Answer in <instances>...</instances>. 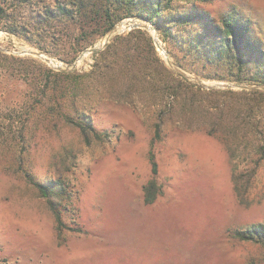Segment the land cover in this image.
Segmentation results:
<instances>
[{
    "label": "rangeland",
    "instance_id": "obj_1",
    "mask_svg": "<svg viewBox=\"0 0 264 264\" xmlns=\"http://www.w3.org/2000/svg\"><path fill=\"white\" fill-rule=\"evenodd\" d=\"M43 1L53 2L0 0L12 13H0V46L6 49H0V264H264L262 241L234 235L264 222V88L198 84L168 65L154 39L165 67L136 36L109 48L116 35L132 29L74 64L111 28L104 32L95 14L79 15L76 24L58 26L71 41L41 39L36 31L46 26L34 16ZM172 4L181 11L196 5L216 19L236 9L252 20L251 37L264 46V0ZM16 24L28 35L8 30ZM79 24L85 26L80 34ZM158 34L164 49L173 51ZM25 49L71 70L18 53ZM186 60L187 68L179 67L209 85L236 82L191 56ZM151 151L157 197L146 203ZM235 173L247 186L244 201L235 191ZM32 180L65 188L51 194L64 222L60 231Z\"/></svg>",
    "mask_w": 264,
    "mask_h": 264
},
{
    "label": "trees",
    "instance_id": "obj_2",
    "mask_svg": "<svg viewBox=\"0 0 264 264\" xmlns=\"http://www.w3.org/2000/svg\"><path fill=\"white\" fill-rule=\"evenodd\" d=\"M22 1V0H18ZM52 3L42 2V7L36 10L34 20L46 27L36 31L41 39L51 37L54 41L70 39L69 34H60L58 26L60 22L70 24L77 23L78 16L88 17L95 14L105 23L104 32L112 28L117 21L128 16H138L152 22L160 31L161 38L167 41L173 51L169 54L175 57L178 66L187 68L186 58L192 57L193 61L201 64V68L214 70V75L221 79L233 80L239 83L264 84V46L261 42L252 39L251 19L239 14L236 9L229 10L219 19L210 12L200 9L196 5H189L184 10H178L172 4L176 0H50ZM185 3L193 0H181ZM208 1V0H201ZM32 2V0H31ZM0 13L12 16L0 3ZM101 20V21H102ZM17 25V26H16ZM10 26L9 31L28 35L29 29L25 26L23 30L18 24ZM85 26L79 24L78 34L84 31ZM136 36L137 44L143 40L151 48L152 56L165 67L163 61L155 50L152 36L142 28L132 29L128 35H116L109 44V48L123 38ZM29 37V36H27ZM58 37V38H57ZM39 47L41 43L37 42ZM80 47V42H77ZM83 45V44H82ZM66 61L67 58L63 57ZM70 58L68 61H71ZM64 75L71 73L59 72ZM258 92L259 89L251 90ZM91 126V123H90ZM92 129H96L91 126ZM159 129L157 130V135ZM213 134V133H211ZM222 142L232 152L231 143L221 136ZM259 159L264 157V142L259 146ZM150 162L153 178L145 186V202L152 203L157 197L155 176L158 173V164L154 153L151 151ZM259 161L251 168L248 179L256 174ZM243 174H233V181L237 195L244 201L247 186L241 184ZM38 186L42 194L47 197L60 231L64 225L60 209L56 207L57 202L51 198L55 192H63L65 188L57 184L42 183L32 180ZM57 185V186H56ZM235 237L241 240L262 241L264 243V222H255L246 228L236 229Z\"/></svg>",
    "mask_w": 264,
    "mask_h": 264
},
{
    "label": "water",
    "instance_id": "obj_3",
    "mask_svg": "<svg viewBox=\"0 0 264 264\" xmlns=\"http://www.w3.org/2000/svg\"><path fill=\"white\" fill-rule=\"evenodd\" d=\"M143 20L144 19L142 17H134V18H131L129 20L123 19V20L119 21L105 35L107 42H109L112 37H114L116 34L119 33V29L120 28H124V29L125 28H129L130 30L134 29V28H146V29H148L150 31L154 30L155 33L154 34L152 33L153 34V39H154L155 45H157V47H158L159 46V41H160L159 34H158V29L154 25H145L143 23ZM101 48L102 47H98L96 45L87 48L86 50H84L82 52V54H80V56L77 58V60L74 62V64L77 63V61L79 59H81L85 54L98 52L99 50H101ZM0 49L1 50H6L5 48H3L1 46H0ZM165 51H166V49H165ZM18 53H30V54H33V55H36V56H39V55L42 54V53H40L37 50L36 51L35 50H21V51H18ZM165 60H166V62L168 63L169 66H171L175 71H177L181 75L185 76L186 78H188V79H190L192 81L197 82L198 84L206 86L208 88H212V87H230V88H241V89L264 88V84H241V83H236V82H220V83L209 85V84L205 83L201 78L194 77V76L190 75L189 73H187L182 68H180L172 60V58L170 57V55H169V53L167 51H166ZM57 68L62 70V71H70L71 70V68H67V67H63V66H59Z\"/></svg>",
    "mask_w": 264,
    "mask_h": 264
},
{
    "label": "bare ground",
    "instance_id": "obj_4",
    "mask_svg": "<svg viewBox=\"0 0 264 264\" xmlns=\"http://www.w3.org/2000/svg\"><path fill=\"white\" fill-rule=\"evenodd\" d=\"M129 19H131V18H127L126 20H129ZM126 29H129V28H120L119 29V32H122V31H124V30H126ZM152 31V33L154 34L155 32H154V30H151ZM2 35V31H0V36ZM107 42V40H106V36L103 38V39H101L100 40V42H99V44L98 45H96V46H98V47H102V45H104L105 43ZM100 45V46H99ZM158 48V50L160 51V53L162 54V56L164 57V58H166V51H165V49H164V47H163V45L160 43V41H159V46L157 47ZM25 50H28V49H25ZM36 51V50H35ZM86 55V54H85ZM84 55V56H85ZM39 56H41L45 61H47L50 65H52V66H55V67H59V66H61V62L59 61V60H55V59H53V58H51V57H49V56H47V55H39ZM83 56V57H84ZM82 57V58H83ZM81 58V59H82ZM81 59H79V60H81Z\"/></svg>",
    "mask_w": 264,
    "mask_h": 264
}]
</instances>
